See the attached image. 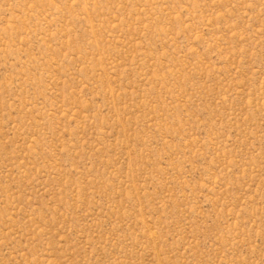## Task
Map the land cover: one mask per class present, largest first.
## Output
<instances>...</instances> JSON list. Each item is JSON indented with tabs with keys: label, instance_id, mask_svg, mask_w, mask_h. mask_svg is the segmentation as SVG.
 Here are the masks:
<instances>
[{
	"label": "rangeland",
	"instance_id": "1",
	"mask_svg": "<svg viewBox=\"0 0 264 264\" xmlns=\"http://www.w3.org/2000/svg\"><path fill=\"white\" fill-rule=\"evenodd\" d=\"M0 264H264V0H0Z\"/></svg>",
	"mask_w": 264,
	"mask_h": 264
}]
</instances>
